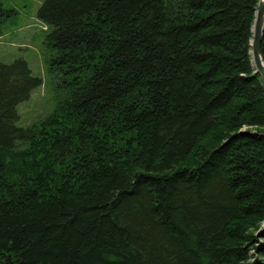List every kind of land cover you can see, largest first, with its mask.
I'll return each instance as SVG.
<instances>
[{"label": "trees", "instance_id": "16d2710c", "mask_svg": "<svg viewBox=\"0 0 264 264\" xmlns=\"http://www.w3.org/2000/svg\"><path fill=\"white\" fill-rule=\"evenodd\" d=\"M257 3L42 0L52 110L18 126L41 78L0 62V264H264Z\"/></svg>", "mask_w": 264, "mask_h": 264}, {"label": "rangeland", "instance_id": "374dc122", "mask_svg": "<svg viewBox=\"0 0 264 264\" xmlns=\"http://www.w3.org/2000/svg\"><path fill=\"white\" fill-rule=\"evenodd\" d=\"M41 2L0 0V7L14 10L13 14L3 16L0 24V62L11 63L22 58L27 62L31 74L41 78V84L16 107L18 126L29 125L44 117L56 101V75L50 69L51 50L46 36L48 30L36 16Z\"/></svg>", "mask_w": 264, "mask_h": 264}, {"label": "water", "instance_id": "95a60500", "mask_svg": "<svg viewBox=\"0 0 264 264\" xmlns=\"http://www.w3.org/2000/svg\"><path fill=\"white\" fill-rule=\"evenodd\" d=\"M264 31V0H258L254 20L252 24V38L250 41L251 49V60L255 71L264 77V62L261 59V40Z\"/></svg>", "mask_w": 264, "mask_h": 264}]
</instances>
